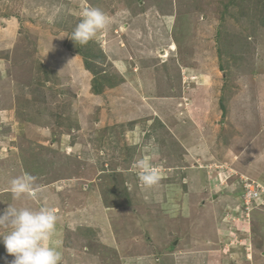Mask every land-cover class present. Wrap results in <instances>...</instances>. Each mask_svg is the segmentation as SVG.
Segmentation results:
<instances>
[{"label":"rangeland","instance_id":"obj_1","mask_svg":"<svg viewBox=\"0 0 264 264\" xmlns=\"http://www.w3.org/2000/svg\"><path fill=\"white\" fill-rule=\"evenodd\" d=\"M90 7L109 25L86 47ZM24 173L37 194L15 199ZM9 205L55 209L61 264H264V0H0Z\"/></svg>","mask_w":264,"mask_h":264},{"label":"clouds","instance_id":"obj_2","mask_svg":"<svg viewBox=\"0 0 264 264\" xmlns=\"http://www.w3.org/2000/svg\"><path fill=\"white\" fill-rule=\"evenodd\" d=\"M109 25L106 14L95 7L87 8L82 13V19L76 25L71 40L81 45L93 40L97 34ZM138 177L146 188L158 185L160 172L149 160L139 159L135 162ZM36 177L24 173L10 180V192L15 199L23 196L34 197L38 186ZM252 198L259 193L248 194ZM58 214L55 209L41 206L38 209L28 207H13L9 205L0 212V242L8 254L14 256L10 264H61V253L47 242L56 231Z\"/></svg>","mask_w":264,"mask_h":264},{"label":"trees","instance_id":"obj_3","mask_svg":"<svg viewBox=\"0 0 264 264\" xmlns=\"http://www.w3.org/2000/svg\"><path fill=\"white\" fill-rule=\"evenodd\" d=\"M87 45H88V43L85 44V45H81V46L88 47ZM78 56L80 58H82L84 69L86 71H88L90 74H92V76H93V78H92V88L94 89V92L96 94L100 93V91L103 88L104 83H106V78L105 77H99L98 78V75L94 72V70H93V68L91 66V62H90L89 57L87 56V54H85V52H83V53L79 52Z\"/></svg>","mask_w":264,"mask_h":264},{"label":"bare ground","instance_id":"obj_4","mask_svg":"<svg viewBox=\"0 0 264 264\" xmlns=\"http://www.w3.org/2000/svg\"><path fill=\"white\" fill-rule=\"evenodd\" d=\"M119 32H121L122 33V30H120ZM105 53V52H104ZM169 54V53H168ZM164 57H166V56H164ZM167 58V57H166ZM164 59V58H163ZM57 66H61V65H57ZM75 70L77 71V73H76V78L79 76L80 77V79L81 80H85L86 81V73L85 72H88V71H86L85 69H82V68H80L79 66H76L75 67ZM77 80V79H76Z\"/></svg>","mask_w":264,"mask_h":264}]
</instances>
